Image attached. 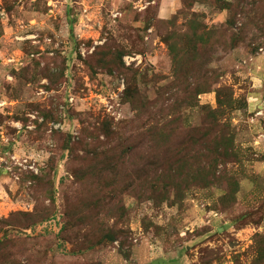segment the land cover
Segmentation results:
<instances>
[{"label": "rangeland", "instance_id": "rangeland-1", "mask_svg": "<svg viewBox=\"0 0 264 264\" xmlns=\"http://www.w3.org/2000/svg\"><path fill=\"white\" fill-rule=\"evenodd\" d=\"M138 1L0 0V169L7 177L0 264H257L256 236L264 237V109L261 117L256 113L264 94L256 101L252 93L264 88L255 60L264 61V0H222L230 11L213 0H142L154 4L138 11ZM185 14L220 32L218 42L193 58L199 75H213L232 90L234 107L218 124L226 127L236 160L218 165L221 179L212 186L195 183L179 200L158 204L126 189L137 153H156L164 141L169 156L187 131L200 127L205 111L217 108L214 93L195 99L191 80L179 85L173 77L163 36L174 27L185 35ZM117 53L124 70L106 64ZM177 88L190 93L177 96ZM132 92L139 96L131 105L125 100ZM184 97L186 105L179 102ZM103 122L114 135L86 138ZM211 129L210 158L220 133ZM120 141L137 150L110 176V158L97 153ZM187 149L200 150L194 142ZM44 210L52 214L47 222L2 228L12 212ZM106 230L117 234L112 243L104 241Z\"/></svg>", "mask_w": 264, "mask_h": 264}, {"label": "trees", "instance_id": "trees-1", "mask_svg": "<svg viewBox=\"0 0 264 264\" xmlns=\"http://www.w3.org/2000/svg\"><path fill=\"white\" fill-rule=\"evenodd\" d=\"M183 3H186L185 0H183ZM211 5L229 11L232 10L233 7L227 2H222V0H213ZM185 16H189L187 20L188 24L186 25L188 30L185 35L182 36L180 33L176 32V27H174V31L168 32L163 36V43L170 54L172 62L173 77L175 76V82L177 81V83H180L179 85L185 84L186 80H191L189 85L193 88L192 95H194L195 99L202 94L214 93L217 108L214 110L207 109L204 114L205 118L201 122L200 127L195 129L192 128L190 131H187L186 136L183 135L184 138L177 143L174 151L169 156L164 153L165 150L161 149L164 145V141L160 143V147H158L156 153L151 152L146 154L143 152V154L140 155L137 153L136 160L138 161V165L129 170L130 174L126 176V186H128L126 189L129 195L138 191L136 196L139 198H144L147 201H156L158 204L166 203L170 200H179V198L189 191L195 183L198 186L197 188L200 189H206L212 186L216 181L221 179L216 176L218 165H220V163L227 164V159L236 160V155L233 154V144L231 146V143L227 140L228 138L223 134L226 127L218 124V120L225 114V110L233 109L234 107L235 101L233 100L232 90L226 86H219V82L216 80L218 78L213 77V75L210 76L205 72L199 75L200 64L194 59L200 47L206 51L211 47L213 42L219 41L220 32L216 30H206V27L198 22V17L195 14H185ZM167 27L172 29L171 25ZM236 44V40L232 41L231 48L234 49ZM121 59V54L117 53V55L114 54L108 57L106 64L116 67L117 71L118 69L124 70ZM212 77L215 78L214 82H211L213 81ZM186 87H188V85ZM189 90V88H177L176 95H186V92L189 94ZM138 96L139 94L136 92L127 93V100L125 101L132 105L134 99ZM179 102H181L182 105H186L187 99L184 97L179 100ZM194 107H200L202 111L205 109L199 106L198 103L194 105ZM133 108L135 110L141 109ZM214 126L220 129V133L213 139L217 144H214L215 156L210 158L212 152L209 149L210 140L208 136H210V134L208 131L212 130L211 127ZM154 130L157 131L159 129ZM94 131L91 133L86 132V138L94 141L99 137V134L104 135L106 138L115 134L112 124L106 122L94 128ZM155 131L152 133V137L155 136ZM175 132L178 134L177 130H175ZM193 134L196 135L197 140L192 138ZM193 142L199 146L200 150L191 155L187 148L190 147ZM136 150V147L131 142L128 143L126 141L123 143L120 141L118 147L109 148L108 150L97 153L96 158H110L109 161L111 162L107 164L106 172L110 174V176H113V174L116 173L115 170L119 168L118 164L120 161L127 157V155H134ZM208 150L210 153H208ZM118 151H120L121 155L114 160L117 157L116 154ZM133 163L137 164V162ZM226 174L227 171L224 170L223 177H226ZM143 191V195L145 196L140 195ZM49 198L51 202L54 203L52 193ZM51 216L52 214L49 210L37 211L35 215L12 212L2 221V228H19L23 225L25 220L32 219L30 225H23L26 229H30L39 223L47 222ZM106 231L107 233L104 234L106 239L104 241L108 243L115 241L117 234L112 230ZM256 237L255 253L257 258L255 259L257 264H264V237L258 235Z\"/></svg>", "mask_w": 264, "mask_h": 264}, {"label": "crops", "instance_id": "crops-1", "mask_svg": "<svg viewBox=\"0 0 264 264\" xmlns=\"http://www.w3.org/2000/svg\"><path fill=\"white\" fill-rule=\"evenodd\" d=\"M255 60L260 63L261 66H260L259 69H261L260 71H263V73H264V61L262 60L261 56H259L257 59L255 58ZM261 89H263V91H260L259 93L258 92L257 93H255V92L252 93L256 98H257V96L259 97V98L255 99V100H261L260 98L264 94V88H261ZM249 96L250 95H248V97H247L248 99H249ZM262 101H264V100H262ZM0 102H2V100H0ZM2 103H4V102H2ZM262 131L264 132V129ZM6 183H7V177L5 176L4 171L0 169V200L3 201V202L6 201L5 196H4L5 192H6V189H5Z\"/></svg>", "mask_w": 264, "mask_h": 264}, {"label": "built area", "instance_id": "built-area-1", "mask_svg": "<svg viewBox=\"0 0 264 264\" xmlns=\"http://www.w3.org/2000/svg\"><path fill=\"white\" fill-rule=\"evenodd\" d=\"M129 1V0H128ZM151 4H154V2L153 1H147V2H142V0H139L136 4H135V9L136 10H138V11H144V10H146V8L147 7H149V5H151ZM114 19H116V18H118V17H120V13H118V12H116V13H114L113 14V16H112ZM135 61V60H134ZM125 62H126V64L128 65L129 64V62L127 61V60H125ZM72 101H73V99L72 98H69V102L70 103H72ZM257 101V100H256ZM262 103H263V107H264V101H262ZM4 105V103H0V107H2ZM264 108H260V107H258V110L260 111V112H257L256 113V115H257V117L258 116H262V114H263V110ZM4 170L5 171H10L11 169H10V167H7V168H4Z\"/></svg>", "mask_w": 264, "mask_h": 264}]
</instances>
